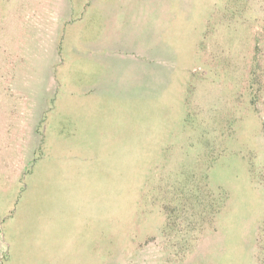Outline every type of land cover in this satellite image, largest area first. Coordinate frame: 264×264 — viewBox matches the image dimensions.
Returning <instances> with one entry per match:
<instances>
[{
  "label": "rangeland",
  "instance_id": "obj_1",
  "mask_svg": "<svg viewBox=\"0 0 264 264\" xmlns=\"http://www.w3.org/2000/svg\"><path fill=\"white\" fill-rule=\"evenodd\" d=\"M0 264H264V0H0Z\"/></svg>",
  "mask_w": 264,
  "mask_h": 264
}]
</instances>
